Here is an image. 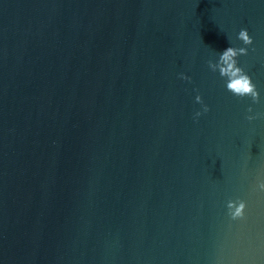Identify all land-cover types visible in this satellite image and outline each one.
<instances>
[{
  "label": "water",
  "instance_id": "obj_1",
  "mask_svg": "<svg viewBox=\"0 0 264 264\" xmlns=\"http://www.w3.org/2000/svg\"><path fill=\"white\" fill-rule=\"evenodd\" d=\"M259 178L264 0H0V264H264Z\"/></svg>",
  "mask_w": 264,
  "mask_h": 264
},
{
  "label": "clouds",
  "instance_id": "obj_2",
  "mask_svg": "<svg viewBox=\"0 0 264 264\" xmlns=\"http://www.w3.org/2000/svg\"><path fill=\"white\" fill-rule=\"evenodd\" d=\"M237 38L243 42L244 45H251L253 43L252 37L248 34L247 30L241 28L238 32ZM248 49L246 47H233L229 46L219 54L218 60L213 63L211 60L208 61V66L211 70L216 71L218 69L220 76L226 78V88L233 95L238 97L248 96L251 98L253 103H259V92L256 85L252 82L251 77L245 72V70L237 65L236 57L239 55H247ZM181 79H190L184 76L183 73L180 74ZM195 100L197 103L201 104L202 112L206 113L209 109L206 104H204L201 96L196 95ZM248 113H253L252 106L249 105L247 109ZM201 111H196L194 113V119L201 115ZM262 115L259 112L253 113L252 115H246V119L251 121ZM256 188L260 192H264V178H259L257 180ZM226 207L228 209V214L231 219H243L245 216V201L241 199L227 201Z\"/></svg>",
  "mask_w": 264,
  "mask_h": 264
}]
</instances>
